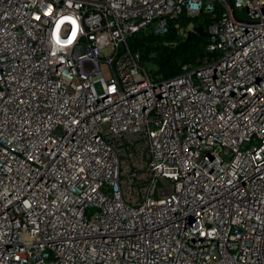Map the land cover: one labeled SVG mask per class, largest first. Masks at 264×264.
<instances>
[{
    "label": "built area",
    "instance_id": "obj_1",
    "mask_svg": "<svg viewBox=\"0 0 264 264\" xmlns=\"http://www.w3.org/2000/svg\"><path fill=\"white\" fill-rule=\"evenodd\" d=\"M0 264H264V0H0Z\"/></svg>",
    "mask_w": 264,
    "mask_h": 264
},
{
    "label": "trees",
    "instance_id": "obj_2",
    "mask_svg": "<svg viewBox=\"0 0 264 264\" xmlns=\"http://www.w3.org/2000/svg\"><path fill=\"white\" fill-rule=\"evenodd\" d=\"M213 18L206 13L197 17H181V26H202L205 30ZM207 37L201 33L192 34L187 40L180 30L171 27L164 35H158L148 29L142 30L129 39V44L134 50H139L142 60H152L158 65L155 71L161 78H169L179 72L183 63L201 55Z\"/></svg>",
    "mask_w": 264,
    "mask_h": 264
},
{
    "label": "water",
    "instance_id": "obj_3",
    "mask_svg": "<svg viewBox=\"0 0 264 264\" xmlns=\"http://www.w3.org/2000/svg\"><path fill=\"white\" fill-rule=\"evenodd\" d=\"M196 32L201 33L202 35H206V32L202 26H196L194 27V31L188 33V39L190 38L192 33H196Z\"/></svg>",
    "mask_w": 264,
    "mask_h": 264
},
{
    "label": "rangeland",
    "instance_id": "obj_4",
    "mask_svg": "<svg viewBox=\"0 0 264 264\" xmlns=\"http://www.w3.org/2000/svg\"><path fill=\"white\" fill-rule=\"evenodd\" d=\"M146 66L149 70L156 71L158 69V65L152 60H147Z\"/></svg>",
    "mask_w": 264,
    "mask_h": 264
},
{
    "label": "snow or ice",
    "instance_id": "obj_5",
    "mask_svg": "<svg viewBox=\"0 0 264 264\" xmlns=\"http://www.w3.org/2000/svg\"><path fill=\"white\" fill-rule=\"evenodd\" d=\"M63 19H69V18L65 17ZM71 23H72V25H75L76 22H75V20H72ZM72 35H73V37L75 36V28L74 27L72 28ZM57 42L60 43L59 38H57ZM70 42H71V38L64 41V43H70Z\"/></svg>",
    "mask_w": 264,
    "mask_h": 264
}]
</instances>
